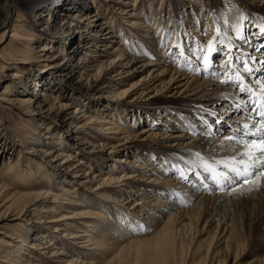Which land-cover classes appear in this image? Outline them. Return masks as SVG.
I'll return each instance as SVG.
<instances>
[{
    "label": "bare ground",
    "instance_id": "6f19581e",
    "mask_svg": "<svg viewBox=\"0 0 264 264\" xmlns=\"http://www.w3.org/2000/svg\"><path fill=\"white\" fill-rule=\"evenodd\" d=\"M95 1L90 0L86 3L83 0H0V45L8 38L10 44L14 45L15 52L11 75H5L6 81L0 84V112L2 113L4 109L20 111L28 117L27 122L34 117L43 118L41 121L34 123L32 130L26 134V148L23 143L15 144L9 141V133L12 134L13 132H10L11 128H7L4 122L0 120V168L3 167V164H8L9 169L12 171L15 168L16 172L14 173L16 183L13 182L12 184H9L3 178V174L0 173V199L4 197V193L7 191L5 196H8L7 204H9V208L6 209L4 216L13 214L12 217L14 218L10 221L20 222L17 229H14V236L6 234L5 237L9 241H2L0 237V264H20L21 262H24L22 264H124V256H127L125 255L126 249H135L134 251L139 255L145 251L146 254L148 253L147 263L149 264H178L176 256L181 251L180 256L182 257L184 252L183 242H177V232L180 230L177 221L182 216L181 214L190 213V224L188 226L194 225L193 222L195 221L199 223L202 219H210L209 216H213L214 211L212 213L209 210L214 209L229 195L218 192L217 195L210 197L211 185L203 184L197 187V184H194L191 189H186L189 190V193L187 197L183 198V201L173 202L171 195L163 194L158 186H171L175 184V177L186 179L189 175L186 176L178 169L177 173L170 168H167L169 170L164 168L165 172L164 169L162 171L165 176L161 177L163 175L155 169L171 162L166 161L159 153L142 155L140 164L133 163L134 169H139L137 183L134 182L136 178L134 172L116 167L117 164L125 161L124 158L115 162L111 161V156L107 161L108 170L104 172L105 169H97V174L91 172L90 165L87 167L88 161L84 162L85 155H83V159L76 160L77 163L69 167L76 156H81L82 148L80 145L82 147L89 144L94 146V142L98 140L101 141L99 146L104 147L107 143V146L115 149L121 146V141L129 140L132 117L127 119L130 116L125 112L130 110L131 106L127 107L124 103L127 101L131 104L135 103L132 96L136 94L146 98L144 101L146 102L145 109L141 110L145 116L150 114L149 116L155 118L159 115L160 118L165 119V121H161L162 119L160 121L157 119V121L164 122L161 127L171 132L166 135L169 137L168 140H174L173 143L179 145L183 139H187V134L184 135L185 132L189 133L188 131H190V133L196 134V137L191 139V144L196 146L194 154H192L193 159H195L194 164H197L198 161L196 154L202 153L204 155L205 149L206 154H220L215 158L222 157L224 155L222 154L223 151L238 156L236 149L239 148V151L242 152L244 151L243 147L236 145L235 141L229 142L225 137L219 140L215 139L217 133L221 129L230 128V136L235 135L239 139L242 136L244 123L251 125L257 122L256 119H261L258 114V100L261 85L264 84V36L260 31L262 27L258 22L260 18L254 20L255 23L252 21V25H248V38H240L239 42L233 41L231 35H229V38L223 37V35L217 37L212 49L210 51L207 49L208 65H205L204 60L202 65L190 61V66L185 69L194 74L187 75L186 73H176L174 68L171 67V61L159 46L160 39L157 40L158 38L154 39L152 37L153 32L149 24L147 26L145 22L137 21V15L133 9L127 12L124 10L122 14L128 15V20H126L124 26H126L128 32H132L129 34L127 41L132 43L131 46L141 45L145 48V54L148 55V58L137 61L140 64L139 68L146 72V76L138 80L135 85L128 87V91H116L114 87L120 85L123 77L126 78L134 74L136 68L126 70V68L132 66L134 60H132V56H130L131 58L127 57L128 55L123 53L122 49L116 47L113 51H109L113 47H109L107 44L103 47L101 44L106 41L108 44L112 43L113 39L116 38L113 32L109 31V20H103V14L102 17L101 13L95 9L97 6H105L103 3L109 4L116 1L114 3L119 4L120 1L98 0L96 4ZM89 8H93L94 11L89 13ZM36 9H39L41 14L38 20H34V23H42L41 30H36L31 23L32 14ZM60 9L68 14L64 16L58 28L51 29L49 21L57 18V15L60 14L57 11ZM256 11L264 14V11H260V9L256 8ZM1 14H3L2 17ZM241 16L238 15L233 24ZM250 17L247 16L246 19ZM210 18L213 19V16ZM245 20H240V24L242 25ZM102 26L106 27L107 31L100 33ZM136 28H138V32L143 30L144 35L142 33V35H139L137 30L134 32ZM64 29H68V34H71L65 44L61 43V35L65 34ZM53 30L56 33H53ZM243 30H246V27H243ZM181 32L182 29H180L179 34ZM124 36L126 37V35H123L122 38ZM196 36L195 38L198 37ZM249 40L252 44H255L252 51L246 50L248 47L247 41ZM39 41L43 46L37 51L38 55L40 54L37 56L34 49ZM77 41H80L79 46L74 51L68 52L67 55L69 45L71 46L73 42ZM175 42L179 41L176 39ZM218 43L222 47H218ZM112 44H116V42L114 41ZM179 44L180 54L188 56V51L184 49L186 44L181 43V41ZM53 49H57L53 57L43 53L53 52ZM217 49L220 50L218 51L220 54H217ZM237 51L253 53H249L248 56L250 57L249 61H252V67H249L251 70L245 72L243 68L240 72L237 71L242 84L236 80V73L232 76L233 68L230 73L228 71L230 66H234V62L232 65L228 64L227 61L231 60L229 58L234 57ZM77 56H81L78 62L64 65L63 61L66 59L72 61ZM1 58L0 54V60ZM219 58L223 60L220 62L221 65L218 64V66L217 59ZM73 61L75 62V60ZM65 68H71L69 76L72 74V76L78 77V74H84L80 84L84 86L87 94L86 92L77 95L66 93L58 87L54 77H48L51 70L57 69V76H59V72L64 71ZM147 70L149 71L147 72ZM198 74L201 78H198ZM216 74L218 77L225 76L224 81L228 82L223 84L228 89L218 91V88H220L218 82L221 81ZM100 79L105 85L99 89L100 91H97L96 84ZM27 83L29 85L25 87ZM136 86H139V88ZM241 86L250 90L254 95H249L247 90L242 92ZM104 89H106V93L110 94L109 97L102 94ZM129 91L130 94H128ZM172 93L175 95L187 94V98L184 99L187 104L191 101L189 98H195L194 103L191 102L192 104L187 105L190 108L183 111L184 116L187 117L191 114L193 117L195 116L194 119H189V116L186 119L183 118L184 121L180 123L174 115H170L175 105H179L181 102L174 99L171 96ZM161 94L163 96H158ZM63 99L67 102H62ZM238 99H241V103L236 102ZM253 101H257V103H253ZM102 102L104 103L100 105ZM58 103L60 104L57 105ZM169 105H172V107ZM44 106H47L45 109L47 113L43 112ZM224 107H227V109H224ZM232 107L235 109L232 112H237L238 115L233 116L231 120H226L225 112L228 109L231 110ZM71 108H73L74 113L70 117L71 120L66 123L67 125H74L72 137L75 140L69 143L62 132L48 122L44 114L49 117V114L53 115V113H49L51 111L58 110L59 114ZM160 109H163V111L158 114ZM211 110L216 113L211 112ZM113 111L116 113L113 114ZM131 112L133 111L130 110ZM136 114H140L139 111ZM2 116L0 114V117ZM169 120L174 123H170ZM152 121L153 119L150 121L153 125L154 122ZM179 123L185 126L184 129L179 126ZM175 124L183 130L175 131ZM201 127L204 129L201 130ZM236 129H241V131L235 132ZM90 130L102 132L100 138L97 136L98 138L95 139V135H92ZM213 131H215L214 134ZM149 132H151V128L147 126L137 133L140 135L139 138L147 139L153 136ZM37 134L38 137H36ZM30 136L36 137V139L32 140ZM76 138L80 140L79 146L76 145ZM35 148L38 150H35ZM33 154L44 159L53 157L52 160H43L44 164L48 166L53 164V167L47 169L40 164L36 165L34 160L28 156ZM15 158L17 159L15 160ZM151 160L152 162H150ZM153 165L156 167L153 168L154 171L151 176L147 178V184L151 186L146 190L142 189L140 184L145 180V172L149 166ZM59 167H64L67 170L63 168L59 170ZM221 167L223 168V166ZM83 168L86 169L85 173L83 172L84 175L77 174L78 169ZM81 176H83L82 179H86L85 184L96 182L95 188H92V190L90 188L91 193L87 192L86 189L81 190V187L79 188L77 181L81 179ZM172 176L173 178H169ZM225 184L228 187L230 186L229 183ZM215 189L217 190V188ZM81 196L84 199H81ZM132 196H138V200L132 205L134 209L126 210L129 214L127 217L122 218L119 212L117 214L114 207H119V203L123 204L124 200L129 201ZM199 196L201 198H198ZM187 203L191 206L187 207ZM176 207H183V212L179 211L181 208H177L179 210L173 212L172 210ZM120 208L122 209L123 205H120ZM120 213L123 212L120 211ZM134 215L143 217L145 223H148L147 227L144 228L145 231H156L153 238L147 241H144L145 239L126 240V235L135 232L133 229H136L137 233L142 229L136 222ZM217 215L215 212L214 219ZM127 218H129V221H125ZM219 218L220 216L216 219V224L214 223V234L218 231L222 235L224 233L228 234L230 232L228 228L233 227V219L228 218L226 220L227 217H225L219 220ZM203 223L201 231H205L207 224L210 222L205 221ZM33 236L35 237L33 238ZM230 237L228 235L224 238L229 240ZM80 244L85 245L84 249L79 248ZM136 264L139 263L136 262Z\"/></svg>",
    "mask_w": 264,
    "mask_h": 264
},
{
    "label": "rangeland",
    "instance_id": "374dc122",
    "mask_svg": "<svg viewBox=\"0 0 264 264\" xmlns=\"http://www.w3.org/2000/svg\"><path fill=\"white\" fill-rule=\"evenodd\" d=\"M89 1L90 0H83V2H86V3H88ZM100 1H104V0H100ZM119 1H120L119 4H115L114 2L116 1H112L109 4L103 3L105 4V6L103 7L97 6V8L95 9L101 13V16L103 14L104 16V17L102 16L103 20L105 21L109 20L108 21L109 23L108 27H110L109 31H112L114 37L116 38V39H113L116 42V44H112L114 41L109 44L106 41L104 43H101L103 47L107 44L109 47H113V49H110L109 51H113L116 47L119 49H122L123 53L128 55L127 57L132 56V60H134L132 66L129 68H126V70L131 69V68H136L134 71V74L126 78L123 77L122 78L123 82L121 81L119 86L114 87L116 91H120V90L125 91L127 90L128 87L135 85L138 82V80L146 76V72H144L141 68H139L140 64H138L137 61L139 62L142 59L145 60L148 58V55L145 54V50H144L145 48H143L141 45L131 46L132 43L130 41L129 42L127 41L130 36L129 34H131L132 32H128L126 26H124L126 25V20H128L127 19L128 15L126 16L122 14L124 10H126L127 12L128 10L133 9L135 11V14L137 15V19H138L137 21L139 22L141 21L143 23L145 22L147 26L149 24V27H151V30L153 32L152 37H154V39L158 38L157 40L160 39L161 43H159V46L161 47L163 51H165L166 53L165 56H167L169 60L171 61L172 63L171 67L174 68L176 73H179V74L186 73L187 75L194 74L193 72H190V70L185 69L186 67L190 66V63L192 61H195L196 64L202 65L203 57L207 55L208 43L213 38V36L216 35V32L214 33V31L216 30L217 27H219L221 30V33H222L221 36L223 35V37L226 36L227 38H229V35H231L233 41L239 42L238 40L240 38L237 37L236 32L232 28L235 18H237L238 15L245 16L246 18L247 16L252 17L246 20L244 19L245 22L242 23L243 25L242 28L246 27V30L242 31V35L245 38H248L247 37V33L249 31L248 25L249 26L252 25L253 23L252 21L258 20V18H260L261 20L259 19L258 22L261 24V26H264V19H263L264 14H260L256 11V8L260 9V11H264V0H136V1L135 0H119ZM96 3H98V0L95 1V4ZM88 7H90V5H88ZM60 10L57 11V13H60L57 15V18L54 20L50 19L49 21L51 24L50 25L51 29H54L55 27L58 28V26L63 21L64 16L68 14L66 13V11L62 9ZM92 11H94V9L89 8L88 12L90 13ZM209 13L210 15H208ZM40 14L41 13L39 12V9H36L34 13L32 14L33 19L31 23L36 30L42 29L41 28L42 23H36V22L34 23L35 19L37 20L39 19L38 17ZM2 15L3 14H1V17ZM211 16H213V19L210 18ZM115 20H118V21L115 22ZM225 21H227V23ZM255 22L256 21H254V23ZM102 27L103 28L100 29V33L107 31L106 27L104 26ZM180 29H182V32L179 34ZM64 30H65L64 32L65 34L61 35L62 36L61 43L65 44L67 42V39L71 36V34H68L69 32L68 29L67 30L64 29ZM136 30L139 35H142V34L144 35V33L142 32L143 30L139 29L140 31L138 32V28H136L134 32ZM52 32L56 33L54 30ZM121 35L122 36L126 35V37L124 36L126 40L124 39V37L122 38ZM250 35H252V33H250ZM195 36L197 38H195ZM263 36H264V33H263ZM87 39H90V38H87ZM176 39L179 41V43L181 41V43L184 42L186 44L184 49L188 51L187 52L188 56L186 54L184 55L180 54L179 52L180 47L177 48L173 46L176 44L175 42ZM162 43L165 44L166 46L162 47ZM247 43H248V47L247 49L246 48L244 49L252 51L254 49L255 44L254 43L252 44L250 40L247 41ZM79 44H80V41H77V42H73L71 46L69 45V48L66 52L67 55H68V52L74 51L75 48L79 46ZM41 46L43 45L40 41L35 45V49H34L35 54ZM219 46L221 45L218 43V47ZM132 49H134V51H132ZM55 51H57V49H53V52H43V53L47 54V56L53 57L56 54ZM218 51L220 50L217 49V54H220L218 53ZM14 53H15L14 45L12 46L8 38H6L3 44L0 45V54L2 57L0 60V84L6 81V78L4 77L5 75H8V76L11 75V70L13 69L12 60H14V57H13ZM249 53L253 54L252 52L242 53L240 51H237V53L234 54V57L229 58L232 61L231 63L232 65L234 62V66H230L228 69L229 73L231 70L234 69L233 72L231 73L232 76H234L235 73L236 74L239 73L244 68L245 62L248 64L249 67L250 66L252 67V61H249L250 57H248ZM39 55L37 52V56ZM81 56L80 57L77 56L76 58H73L75 62L73 60L70 61L66 59L65 61H63V63H65L64 65L66 64L68 65L70 63L75 64L76 62H78ZM237 57H239V59H237ZM185 58H188L187 60L189 61H187ZM242 58H244L245 60ZM222 60L223 59L221 58L217 59V65L218 64L221 65L220 62H222ZM8 68H11V69L8 70ZM70 69L71 68H67V69L65 68L64 71L59 72V76H57L58 75L57 69L51 70V72L48 73V77H54L55 83L58 85V87L66 91V93L77 95V94H82V93L85 94L86 92L87 94V91L84 90V86L80 84L81 83L80 81H82L84 78L83 77L84 74L80 73L78 74V77L72 76V74L71 76H69ZM148 71L149 70H147V72ZM218 73H219V70H218ZM217 74L216 76L218 77ZM27 77L31 78L30 76H27ZM198 78H201L199 74H198ZM218 79H220V81H224L225 76L224 75L219 76ZM28 85L29 84L27 83L25 87H27ZM104 85L105 84L100 79L99 82L96 84V86L98 87L97 91H100L99 89L104 87ZM218 85H220L219 86L220 88H218L219 92H221L222 89L223 90L228 89V87L225 86L222 82H218ZM137 88H139V86ZM105 90L106 89L103 90V92L105 93L102 92V94L104 96L109 97L110 94L106 93L107 91ZM130 91L128 94H130ZM227 91L230 92L229 90ZM162 94L158 96L161 97L163 96ZM172 94L171 96L174 99L179 100V102L180 101L181 102L179 105H175V108L172 109V113L170 115H174V117L178 119L180 123L181 121H184L183 118L186 119L189 116H190L189 119H194L195 116L193 117L191 114L187 117L184 116L183 111L184 109L190 108L187 105L194 103L195 98H189L191 99V101L188 102L187 104L184 102V99L187 98V94H184V95L182 94L175 95L174 93ZM235 96L237 97V95ZM86 97H89V96H86ZM132 97L134 98L135 103L131 104V103H128V101L124 103L127 107L131 106L130 110L134 112V113L133 112L130 113V110H128L129 112L128 111L125 112V114H129L130 116V117H127V119L132 117V119L130 120L132 124L130 128V132H131L130 139L127 141H121L120 143L121 146H118L117 148L113 149V148H110V146H107L108 145L107 143H106V146L104 147L99 146L100 144L99 142L101 141H98V140L94 142L95 144L94 146H91L92 144H89L88 146L84 145L82 147V145H80V140L79 139L77 140L76 138V145L81 146L82 153H81V156L75 157L74 161L70 163L69 167L72 165H75L77 163L76 160L83 159V155H85L86 157L84 158V162L88 161L87 167H89L90 165L91 172H95V174H97V169H100V170L105 169L104 172L108 170L107 161H108V158H110L111 156H112L111 161L113 160L115 162L120 161V159L124 158L125 161L120 162V164H117L116 167L120 169L123 168V170L125 169L129 170L130 172H134V174H136L135 175L136 178L134 182L137 183L139 179L137 176L139 174L138 172L139 169H134L133 163L137 162V164H140L139 162H141L142 155L146 156V154L159 153L160 155L164 157V159H166V161L171 162V163H166L165 165H163V167H158L157 169H155L158 171L159 174L163 175L161 177L165 176L164 175L165 169L169 170L167 168H170L173 172L175 171L177 173H178L177 171L178 169V170H181L183 174H185L186 176L189 175L186 179H183V178L181 179L180 177L179 179H177V177H175L176 181H174L175 184L171 185L172 187L170 185H167L168 187L162 186V185L158 186L163 191V194L171 195V200L173 199V202L183 201L184 200L183 198L187 197V194L189 193V190H186V189H191L194 184H197V187H200V185H203V184L211 185L212 192L209 193L210 197L217 195L218 192L227 193L229 195L228 197H226L227 199L226 198L223 199V201H221V203L218 204L214 209L212 208L209 210L212 213L214 211L213 216L212 215L209 216L210 219L209 218H205L204 220L202 219V221H199V223L195 221L193 222L194 225L188 226L190 224V217H191L190 213L188 214L187 212V213L181 214L182 216H180V218L177 221L178 222L177 226H179L181 230L177 232V242L178 243L183 242L182 244L184 245L183 246L184 252L181 257L180 256L181 251H179V253L176 256L177 257L176 262L178 264H264V176H260L258 179L256 177H253L255 182L250 181L247 184H244L242 181L237 180V182L234 184L229 183L230 185L229 187L225 183L222 184L221 187H218L217 184L211 179L209 173L205 171L203 164L209 163L217 167L219 171H225L226 169H224V167L220 168V166H223V165L222 164L217 165V162L220 160H223V161L231 160L233 154L230 155V154L225 153L226 151L225 152L223 151L222 154L224 155L222 157L215 158V156H220V154L219 155H215L212 153L206 154V149H205L204 155L202 153H199L200 158H198L196 154L198 161H197V164H194L195 159H193L192 154H194V151H195L194 149H196L195 148L196 146L195 144H191V139L196 137V134L195 133L192 134L190 133V131H188L189 133L185 132L184 135L187 134V139L186 138L183 139V141H181L179 145H177L176 143H173L175 141L170 140V139L168 140L169 137L166 136L167 134H170L171 132L166 131L165 128L161 127L162 123L164 122L157 121V119H159V121L161 119H162L161 121H165V119L160 118L159 115L158 117H155V118L149 116L150 114L145 116L142 111L143 109H145L144 106L146 105V102L144 101L146 98H144V96H139V94H136L135 96H132ZM62 102H67V100L63 99ZM236 102L241 103V99H238ZM97 103H100V102H97ZM103 103L104 102H102L100 105H102ZM59 104L60 103H58L57 105ZM169 106L172 107V105H169ZM46 107L47 106L43 107V112L45 111L44 113H47V111L45 110ZM224 109H227V107H224ZM137 111H139L140 114H136ZM161 111H163V109H160L158 111V114ZM232 111H235L233 107L231 108V110L228 109V111L225 112L226 120L228 119L231 120L233 116L238 115L237 112H232ZM211 112H215V111L211 110ZM49 113H53V115L49 114V117H48V115L44 114L48 122H50L58 130H60L64 138H67L69 140V143L74 141L75 139L74 137H72V134L74 133V127H73L74 125H67L69 120H71L70 117H72L74 113L73 108L68 109L64 112H61L59 114H58V110L51 111ZM112 113L115 114L116 112L113 111ZM0 114L3 115L2 117H0V120L4 122L7 128H11L10 132H13L12 134L9 133V141L15 144L23 143L25 148H26L25 142L27 141L26 134H28L29 131L32 130L33 128L32 126H34V123H37L38 121H41L43 119L40 117H34L32 118L31 121L27 122L28 117H26L20 111H17V110L4 109L2 113L0 112ZM177 115L178 117H176ZM152 119H153L152 122H154L153 125L150 122ZM256 120L258 121L259 119H256ZM172 122L173 121H170V123ZM180 123H179V126H181L184 129L185 126L184 125L182 126V124L180 125ZM147 126L151 128V132L149 133L153 134V136H150L147 139L139 138L140 135L137 132L142 128H146ZM179 126L178 125L175 126V129H176L175 131L178 132V131L183 130L182 128H179ZM200 129L203 130L204 128L201 127ZM90 132L92 133V135H95L94 136L96 137L95 139L98 138L97 136H99L100 138V134H102V132H100L99 130H93V131L90 130ZM214 132L215 131H213V134ZM229 132H231L230 128H225L223 130L221 129L217 133V136L215 137V139L217 138V140H219L220 138L222 139L226 137L227 135L230 136ZM38 136L39 135L37 134L36 137ZM36 137L34 138L36 139ZM30 138L34 140L33 137L30 136ZM247 139L251 140L253 138L247 137ZM173 145H176V146H173ZM35 150H38V149L35 148ZM34 155L35 154L28 155V156L30 157V159L34 160L36 165L40 164L43 167H46L47 169H50L51 167H53L52 166L53 164H50L51 166H48L44 164L43 162V160L44 161L52 160L53 157L44 159V158H41L39 155L38 156H34ZM17 158H15V160ZM94 159H97V160H94ZM150 162H152V160ZM96 164L98 165L96 166ZM160 165L162 166V164ZM2 166L3 167L0 168V173L3 174V178L6 179V181L9 184L10 183L12 184L13 182L16 183V178H15L16 176L14 175V173H16L15 168L14 170L11 171L8 167V164H5V165L3 164ZM154 167L156 166L154 165L149 166L147 171L145 172L146 177H145V180L142 182L145 185L139 182L141 183L140 187L142 189L144 188L146 190L147 188L151 186L150 184H147L148 183L147 178L148 176H151L152 172L154 171L153 169ZM61 168L65 169L64 167H59L58 169L60 170ZM8 170L10 171L8 172ZM85 171L86 169L84 168L78 169L77 174L84 175ZM192 171H193V175H192ZM166 174H169V173H166ZM193 176L194 178H192ZM80 178H79L80 180L77 181V183H78L79 188L81 187L80 188L81 190L86 189L87 192H90L92 188L93 189L95 188L96 182L85 184L84 181H86V179H82L83 176H81ZM169 178H173V176ZM183 188H185V190H183ZM215 188H217V190ZM6 194H7V191L4 193V197L0 199V233H1L0 237H1V240L5 242L9 241L5 237L6 234L14 236L15 235L14 229H17L18 225H20L19 224L20 222L18 221H10L11 219L14 218L12 217L13 214L4 216L6 214V209L9 208L8 207L9 204H7L8 196H5ZM200 196L198 198L202 197ZM81 199H84V198L81 196ZM137 200H138V196H134V197L132 196V198L129 199V201L124 200L123 204L119 203L118 205L119 207H114L117 211V214L119 212L122 218L127 217L129 213L127 214L126 210L134 209L132 205ZM189 203H187V207L191 206ZM120 205H123L122 209L120 208ZM177 208L179 209L181 208V210ZM177 210L183 212V207H176L172 211L175 212ZM120 211L123 213H120ZM215 212L218 214L216 216V219H218L219 216H220L219 220L224 219L225 217H227L226 220L228 218L230 220L233 219V227L228 228L230 232H228V234L224 233L223 234L224 236L222 235V233H220V231L214 234L215 224L217 222V220L214 219ZM134 216L136 217L135 218L136 222H138L139 226H141L143 230L140 229L141 231L137 233L138 231L136 229H133L135 232H131L128 235H126L125 236L126 240L128 239L127 241H131L130 239H132L133 241H135L137 239L138 240L145 239L144 241H147V240H150V238H153L154 233L156 231L155 230H147L148 232L145 231L144 228L147 227L148 223L147 224L145 223L143 217L141 216L139 217L138 215H134ZM129 218H127L125 221H129L128 220ZM205 221H208L210 223L207 224L205 231H201L204 225L203 222ZM181 226H183L182 229H181ZM28 234L30 236V233ZM228 235L231 236L229 240L224 238V237H227ZM213 236H215V238H213ZM34 237L35 236H33V238ZM84 246L85 245L80 244L79 248L84 249ZM127 250L128 249H126V254H125L127 256H124V264H136V262H138L139 264H149L147 263L148 253L146 254L145 251H143L142 254L139 255L134 251L135 249L128 250V251ZM22 263L24 262H21L20 264Z\"/></svg>",
    "mask_w": 264,
    "mask_h": 264
},
{
    "label": "snow or ice",
    "instance_id": "6c2138e0",
    "mask_svg": "<svg viewBox=\"0 0 264 264\" xmlns=\"http://www.w3.org/2000/svg\"><path fill=\"white\" fill-rule=\"evenodd\" d=\"M246 19V17H239L237 22L232 25L233 30L236 32L238 38H243L242 35V25L240 20ZM227 23V21H225ZM216 36H213L212 40L208 43V50L212 49L214 41L222 33L219 27L216 28ZM260 31L264 33V26L260 28ZM163 39V38H162ZM166 46L162 43V47ZM174 47L179 48L180 44L177 42ZM239 59V57H237ZM204 63L208 65V57L205 55L203 57ZM228 64H231L232 61H227ZM251 69L248 64L244 63V71L248 72ZM236 80H240V75L237 74ZM226 83L228 81H221ZM247 89L241 86V91H246ZM249 95H254L250 90H247ZM257 103V101H253ZM259 110L258 114L261 119L256 123L249 125L248 123L243 124V132L241 138L237 139L236 136L225 137L229 142L235 141L236 145L242 146L244 151L240 152L239 148L236 149L237 155H233L231 160L218 161L217 164H222L225 171H219L217 167L209 163H204V169L209 173L211 179L217 184L218 187H221L224 183H236L237 180L242 181L244 184L249 183L250 181L255 182L253 177L257 179L260 176H264V84L261 85L260 96H259ZM235 132H240L241 129L234 130ZM252 136L253 139L249 140L247 137ZM197 157L200 158L199 153ZM258 174V175H257Z\"/></svg>",
    "mask_w": 264,
    "mask_h": 264
}]
</instances>
